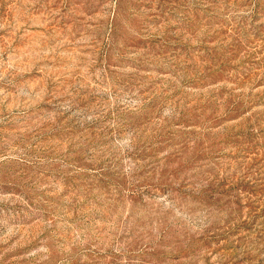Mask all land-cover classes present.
<instances>
[{
  "label": "rangeland",
  "instance_id": "rangeland-1",
  "mask_svg": "<svg viewBox=\"0 0 264 264\" xmlns=\"http://www.w3.org/2000/svg\"><path fill=\"white\" fill-rule=\"evenodd\" d=\"M0 264H264V0H0Z\"/></svg>",
  "mask_w": 264,
  "mask_h": 264
}]
</instances>
